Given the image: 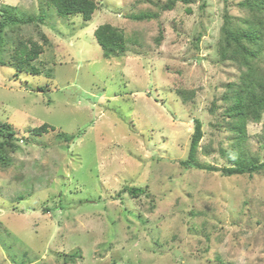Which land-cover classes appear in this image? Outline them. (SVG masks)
Listing matches in <instances>:
<instances>
[{"label": "rangeland", "instance_id": "obj_1", "mask_svg": "<svg viewBox=\"0 0 264 264\" xmlns=\"http://www.w3.org/2000/svg\"><path fill=\"white\" fill-rule=\"evenodd\" d=\"M40 1L0 0V13L44 12L19 29L49 39L33 61L40 74L9 64V28L0 54V120L19 144L0 166V264H264V174L222 172L231 165L221 152L231 136L222 95L240 70L219 60L218 40L225 9L242 17V0L178 1L165 11L166 0H97L90 20ZM142 11L158 17H129ZM103 23L125 32L124 55L104 57L94 35ZM180 90L195 93L184 101ZM195 118L204 169L180 164ZM43 123L56 129L34 133ZM247 134L246 158L264 160V114ZM125 185L148 195L120 194Z\"/></svg>", "mask_w": 264, "mask_h": 264}, {"label": "trees", "instance_id": "obj_2", "mask_svg": "<svg viewBox=\"0 0 264 264\" xmlns=\"http://www.w3.org/2000/svg\"><path fill=\"white\" fill-rule=\"evenodd\" d=\"M148 1L154 3L152 0ZM178 1L190 3L192 0H166L159 7L164 11L171 10ZM40 4L41 8L43 4L48 7L54 6L56 13L61 17L79 14L84 20H90L94 12L100 8L101 2L97 0H43ZM204 6L205 1L201 4L202 8ZM238 6L244 10V15L237 17L225 9L218 40L219 60L233 63L240 70L239 79L229 82L222 95L226 103L223 123L231 133L230 148L221 149L223 155L230 156L231 165L222 167L223 174L227 176L246 173L264 174V160L258 157L246 158V152L242 149L248 135L247 123L260 121L264 114V0H242L238 2ZM187 11L191 12V8H187ZM45 17L44 12L38 16H24L13 6H4L3 12L0 13V54L8 43L7 28H9L11 33L14 32L13 41L15 42L9 64L18 72L41 73L33 61L44 52V44L49 43V39L41 30L42 43L31 37L24 38L19 27L42 22ZM129 17L134 20H145L158 17V13L142 11L138 14H130ZM94 35L103 50L104 57H117L126 53L128 38L120 27L111 23H103L95 29ZM201 35L199 34L197 41L200 40ZM6 63L7 61L0 57V64L5 65ZM45 89L47 86H39V90ZM179 92L183 94L184 101H187L194 95L195 90H180ZM194 123L188 155L180 161V164L184 167L204 169V165L199 162L198 158L200 142L203 138L202 122L195 118ZM50 129L55 130L56 127L43 123L34 127L33 132L42 135ZM75 137L74 134L63 135V139L68 142ZM18 148L16 128L10 122L0 120V166L3 168L10 166L13 161L12 155ZM211 168L216 169L214 166ZM123 192H127L132 198H137L141 194L148 195L146 189L141 186L125 185L120 194Z\"/></svg>", "mask_w": 264, "mask_h": 264}]
</instances>
